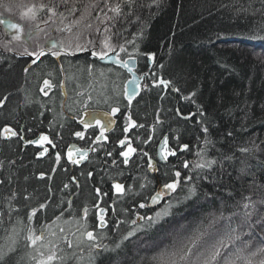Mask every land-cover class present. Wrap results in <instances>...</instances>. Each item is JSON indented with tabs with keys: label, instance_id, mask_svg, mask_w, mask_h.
Masks as SVG:
<instances>
[{
	"label": "trees",
	"instance_id": "16d2710c",
	"mask_svg": "<svg viewBox=\"0 0 264 264\" xmlns=\"http://www.w3.org/2000/svg\"><path fill=\"white\" fill-rule=\"evenodd\" d=\"M117 4L123 11L113 19L112 41L127 49L124 55L140 58L139 69L143 72L147 70L146 54L152 55L153 70L160 69L158 75L170 82L167 88L149 83L148 90L142 92L129 113L121 111L127 106L122 88L127 74L122 70L104 67L86 56L63 55L58 60L46 55L27 68L30 62L27 57L0 51V99L7 97L0 110V125L10 126L17 132L21 128L28 132L36 129L37 133L71 140L72 123L60 116L61 109L65 107L76 116L83 114L86 107L109 110L104 101L94 103L95 91L99 87L104 89V75L108 77L109 73L114 77L109 78V84L114 83L116 88V94L112 93L114 97L109 101L115 103L111 109H120L116 129L105 142L93 145V154L82 166L64 158L53 166L48 160H39L28 148L21 150L18 138L4 139L8 144L0 150V156L8 160L0 170V180H3L0 184V256L3 257L0 264L30 261L31 251L26 253L19 243L14 246L12 239L16 238L12 236L19 229L16 225L25 227L18 230L22 235L31 223L35 230L50 224L48 233L55 239L69 235L66 242H71L72 247L64 242L57 244L58 252L52 264H157L155 258L161 252H170L182 240L201 233L202 243L210 246L224 238L229 245L228 254L243 249L240 255L258 264L264 253L256 257H250L249 253L264 248V224L257 222L264 219V204L256 203L247 224L243 223L242 205L248 196L256 202L264 199V41L251 38L252 32L264 21L259 12L261 0H135L131 7L124 0H110L111 6ZM105 11L104 0H99V7L94 10L95 14L101 12L99 20L104 18ZM95 16H90L77 29L76 33H85L81 36L83 41L84 36L99 41L96 35L99 20ZM87 23L92 27L86 28ZM89 66L91 74L87 70ZM44 80L53 87L42 92ZM89 85L93 88H88ZM174 88L179 91H173ZM89 96L93 99L88 102ZM34 101L41 105L34 107ZM50 107L56 113H48L47 117ZM184 115H190V119H184ZM57 116L61 118L57 120ZM129 116L137 125L130 130L131 135L124 131ZM55 125L59 126L60 133H55ZM204 128L208 129L207 133ZM127 136L137 149L131 162L141 160L138 171L130 169L131 162L127 165L122 162L120 153L124 149L120 141ZM165 136L176 155L169 156L168 163L162 165L158 163L156 148ZM85 137L89 145L97 133L88 131ZM184 145L188 148L181 151ZM240 148L249 151L241 153ZM143 152L151 155L157 168H148ZM185 161L189 168L183 167ZM206 161L216 163L193 169L195 162ZM175 171L181 172L182 183L176 193L165 199L172 203L169 214L156 218L158 210L151 207L148 196L175 179ZM186 176H192L193 180L185 184ZM116 182L125 185L124 195L114 192L112 185ZM192 186L196 194L185 199ZM96 189L100 190L99 196ZM14 192L18 199L11 198ZM42 203L46 207L40 209ZM140 203L148 206L140 208ZM97 205L108 211L105 229L96 227ZM85 208L87 230H94L97 240H85L83 248L75 250L79 245L76 238L80 235L84 238L85 221L81 211ZM33 209L37 215L31 222L27 216ZM9 213L21 218L15 220ZM137 216L153 217L155 222L144 219L131 225L130 221ZM117 220L125 221L118 230L113 227ZM133 229L135 235L124 239ZM228 234L233 237L231 241L227 240ZM89 243L99 247H90Z\"/></svg>",
	"mask_w": 264,
	"mask_h": 264
},
{
	"label": "snow or ice",
	"instance_id": "6c2138e0",
	"mask_svg": "<svg viewBox=\"0 0 264 264\" xmlns=\"http://www.w3.org/2000/svg\"><path fill=\"white\" fill-rule=\"evenodd\" d=\"M3 0H0V4H2ZM124 2L131 7L135 0H124ZM62 3L65 5V11L69 13V15H72L75 17V19L71 22L70 25L66 26L65 29H60L61 31H67L69 33V36L71 37L68 41V43L60 44L59 46L56 43L50 44L49 48L45 50L42 47H38L37 51H29L28 47H25L21 55H27L29 57H32V63H37L41 60L42 57L46 55H51L56 57L57 59L63 55V56H74L77 54V52H89V54L101 61H104L106 58L110 60L111 63H114L118 65L119 67L126 68L130 73H132V79L128 80L123 87L124 96L128 100L129 105H131L132 100L134 97L138 96L141 91V85L139 83L140 77H137L133 69L129 67V61L128 60H122L119 58L120 52H127V49L123 45L114 46L109 42V38L105 37L103 41H101V46L97 48L96 42L92 39H89L88 36H84V43L80 42L81 36H83V33H72V28L75 25H79L80 23L86 21L91 16V11L95 10L99 7V0H89L87 4H84L82 8H78L77 5L81 3V0H62ZM69 5H71L69 7ZM261 9L259 12L262 16H264V0H261ZM104 7L107 8L108 12L113 13V16H108L107 13H105V20L101 21V23L105 24V27L103 28L104 33L110 32V27L107 24L108 20H113L118 18L120 15H122V8L119 4L115 6L110 5V0H104ZM47 9V11L55 16L57 15V11L55 7H48L47 5L40 3L39 4V11H44ZM6 11H10V9H6ZM100 11H104L103 8L100 9ZM244 11H247V9H244ZM257 10H253V13L255 14ZM79 12V16H76V13ZM29 13L31 15L29 16ZM62 17H64V13H59ZM25 17H28L32 20H35L37 17V6L32 5L27 9L26 12L22 13L20 16V19L23 20ZM67 19V17H64ZM96 20L100 19L99 14L95 16ZM0 25L4 26L6 29L5 35H10L11 41H21L23 38L26 37V42L31 41L34 36L33 32H27L25 33L22 25L20 23L13 22L11 19L8 18H0ZM38 27V25H37ZM86 28H91V23L85 24ZM96 32L99 34L101 32L100 28L96 29ZM253 39L264 41V21L261 22V24L252 32ZM134 43V42H133ZM55 49V51H53ZM118 49V50H117ZM116 53L115 57H111L110 53ZM131 55V54H129ZM149 60H152L153 57L149 55ZM162 67V66H161ZM88 72L91 74L92 68L91 66L88 67ZM27 71V69H25ZM63 71V69H61ZM169 81H165L161 79L159 81L160 85H163L165 88H167ZM158 86V85H157ZM53 85L48 81L44 80V87L41 88V91L44 92L45 88H52ZM173 91H179V89H173ZM45 95L47 93L45 92ZM194 95V93H193ZM91 97H89L90 99ZM185 99H189V97H185ZM7 100V97H4L3 99H0V107L4 106L5 101ZM119 112V108L113 107L111 109L110 113H105V117L108 116H115ZM203 115V113H200ZM179 115V113H178ZM185 119H190V117H184ZM128 125L124 128V131H129V128L136 127L135 121H132L131 116L128 118ZM95 122L97 126L101 129V136L104 135V131L108 126L113 123L112 120H107L106 124H101L100 119L97 118L95 114H91L89 120H81L80 123L87 127L92 126V122ZM139 127H143V125H139ZM203 131L207 133L208 129L204 128ZM0 135H2L3 139H11L12 137H16L18 133L14 131L10 126H4L2 131H0ZM75 135L81 139H83V133L76 132ZM23 139V137H20ZM40 141H45L48 143H52V141L49 140L47 136L42 135L40 137ZM28 143H33L32 141H29ZM38 143V142H37ZM121 147H124L127 145V150L122 151L120 153L121 156H123V164L127 165L129 163V160L131 159V156L133 153L137 151V149L133 148L131 146V143L127 140H121L120 141ZM167 145V138L164 140L163 146H161L159 155L161 159L167 160L168 156H175L176 152L171 149L166 148ZM53 147L55 145L53 144ZM188 148V145H184L180 150L184 151ZM77 152H80V160H83L86 158V151H81L79 149H76ZM239 151L241 153H247L249 151L248 148H240ZM45 152H47V149H44V152L40 153V155H43ZM111 155V153H109ZM144 156H148L147 152L143 153ZM68 159L71 163L77 164L80 161L73 159V149L69 148L68 151ZM60 160V155L57 154L56 161L57 163ZM213 163H216V161H206L204 163L195 162L192 167L193 169H203L205 167H210ZM153 163L151 157L148 159V168L151 170L153 169ZM184 168H189V163L185 161L183 163ZM242 172H244V169H241ZM91 175V173H89ZM175 179L171 180L170 182H165L162 187L159 190H156L154 194H150L148 196V200L151 202V204H159L162 200H165L167 197L171 196L173 193H176L177 188L180 187L182 181H181V172L175 171L174 172ZM41 178H43V174H41ZM51 178V177H49ZM193 180L192 176H186L184 178V183L186 184L188 181ZM3 183V180H0V184ZM141 187H144V185H141ZM65 188H67V185H65ZM112 188L115 189L116 193L120 194L121 196L125 194L126 188L125 185L119 182H116L112 185ZM51 191V189H49ZM127 191H130V189H127ZM183 191V189H181ZM97 196L100 195V190L96 189ZM196 194V188L195 186L189 187L187 194L185 195V199L190 198L191 196H194ZM17 194L14 192L12 193L11 198H15ZM25 200L29 199V197L26 195L24 197ZM245 203H243L242 207L245 210L244 211V218L243 223L247 224L249 223V219L253 215V212L256 210V203L264 204V199L256 202L252 201L251 196L245 197ZM71 203V202H69ZM148 206L146 203H140L139 207L144 208ZM40 209H43L46 207L45 204L39 205ZM99 211L97 213L98 218V224H96L97 228L105 229L108 227V222L105 219L106 217V209L100 208L99 205H97ZM172 207L171 201H169L165 208L161 211L156 212L155 217L161 218L164 215H168L170 208ZM251 209V211H249ZM13 211H18V209L12 208ZM87 213L88 210L85 208L84 210V216L82 219L85 221L83 235L86 237L88 241L95 242L97 240V234L94 230H87ZM10 214V213H9ZM113 214H115V210L113 209ZM2 215V214H0ZM37 215V210L33 209L30 214L27 216L28 221H32L33 217ZM59 219V217H57ZM152 220L155 222L153 217H145V216H137V219H133L130 221L131 225H136L137 220ZM258 223L264 224V219L258 220ZM125 223L123 220H117L116 223L113 225L115 229H119L120 225ZM15 231V229H13ZM63 231V229H61ZM233 232L236 231V229H232ZM135 235V229L132 231H129L127 235L124 237V239H128L130 236ZM202 237L203 234H193L192 236L188 237L186 240H182L172 251L165 250L164 252H161L158 257L155 259L157 260V264H239L241 260H243V264H252V260L248 257L241 256L240 253L243 251V249H237L236 252H233L231 254H228L227 249L229 247L228 243L225 242L224 238L219 239L216 243L212 245H208L206 242L202 243ZM25 239L29 242V245L32 247H35L37 245V242H42L44 240V236L41 233L40 235H37L35 230L28 229V235L25 237ZM233 237L231 234L227 235V240L231 241ZM236 239H239V236L236 237ZM68 247L71 248L72 244L71 242H67ZM92 247H99L98 244L93 243L91 245ZM264 253V248L257 249L255 251H252L249 253L250 257H256L261 256V254ZM42 255V254H41ZM3 257L0 256V259ZM55 258V253L53 252L51 255L47 257V261L40 260L38 261V264H48V262L52 261ZM258 264H264V257H262Z\"/></svg>",
	"mask_w": 264,
	"mask_h": 264
},
{
	"label": "rangeland",
	"instance_id": "374dc122",
	"mask_svg": "<svg viewBox=\"0 0 264 264\" xmlns=\"http://www.w3.org/2000/svg\"><path fill=\"white\" fill-rule=\"evenodd\" d=\"M81 2L82 3L77 5L78 8H82L84 4L89 2V0H84V1H81ZM40 3H43V4L47 5L48 7H55L56 11H57V15H55V16L51 15L47 11V9H45L44 11H39L38 8H39V4ZM32 5H36L37 6V17H36V19L32 20V19H30L28 17H25L23 20H21L20 19L21 14L26 12L27 9L29 7H31ZM70 6L71 5H69V7ZM6 9H10V11H6ZM59 13H64V17H67V19H65L64 17L59 15ZM105 13H107L108 16H113L114 15L113 13L108 12L107 8H106V11L104 12V18L102 20L98 21V24H99L98 28L101 29V32L99 34L98 33L96 34V35H99V37H100L99 41L98 40H96V41L94 40L96 42L97 48H99L101 46V41H103L105 39V37L109 38V42L112 45L118 46V45H116L114 43V41H112L113 37H112V33L111 32H108V33H104L103 32V28L105 27V24L101 23V21L105 20ZM98 14L100 16L101 12L98 13ZM30 15H31V13H29V16ZM95 15H97V14H95L94 10H92L91 11V16H95ZM76 16H79V12L76 13ZM0 18H8V19H11L13 22L20 23L22 25L25 33L33 32L34 38L31 41H27L26 42V37L23 38L21 41H11L10 40V35H5V32H6L5 27L0 25V51H3L4 53L15 55V56L27 57V58H28L27 55H21V53L23 52L25 47H28L29 51H37L38 47H42L45 50H47L49 48L50 44H52V43H56L58 46L60 44H62V43L66 45L71 37L69 36V33L67 31H61L60 29H65L66 26L70 25L71 22L75 19L74 16L69 15V13L67 11H65V5L62 3V0H3L2 4H0ZM112 23H113V20H108L107 21V24L110 27V29L112 28L111 27ZM82 24H83V22L80 23L79 25L73 26V28H72L73 35L77 34L76 33L77 29L79 27H81ZM37 25H38V27H37ZM96 35L94 34L93 36L95 37ZM80 42L84 43L85 40L83 41L82 37H81ZM53 51H55V49H53ZM120 53H123V52H120ZM72 57L78 58V56H72ZM80 57H83V56H80ZM129 58H130V56H129ZM136 58L138 59V63L140 64L141 63L140 58H138L137 56H136ZM28 59L30 61H32V58H28ZM92 59H90V60L91 61H95V62L103 65L97 59H95V58H92ZM106 66H111V65L104 64V67H106ZM148 69L150 70V68H147V72H143V70H140L139 68L136 69V73L138 74V76L140 78H143L142 84H141V88H148V85L150 83L149 82V75H148L149 70ZM109 75L110 76H108V77H106V74L104 75V89L102 87H99V88L96 89V91H95L96 97H95L94 103L95 102L96 103H103V101H104V106L105 105H109L110 109L108 110L106 108L103 109V108H98V107H94V108H87L86 107L85 111L86 110H100V111H104V112H107V113L111 112V107L113 105H115V103L111 104L109 101H111L113 99V97H114L113 94L114 95L116 94V88H115V84L114 83H110L109 84V78L112 76V73L111 74L109 73ZM111 79H114V77L112 76ZM115 79H118V78L115 77ZM116 83H117V81H116ZM43 87H44V85L41 88H43ZM87 87L90 88V89L93 88V86L91 88V85H89ZM123 87H124V84H123L122 88ZM123 96H124V91H123ZM89 97H91V98L89 99ZM89 97L87 99L88 102L93 99L92 96H89ZM3 98H1V99H3ZM125 102H126V100H125ZM5 103H6V101H5ZM5 103H4V105H5ZM3 107H0V110ZM118 116H117V119H118ZM111 117H112L113 121L117 122L116 118H114L113 116H111ZM9 120L12 121V118H10ZM92 123H94V122H92ZM128 123H129V121H128ZM128 123H127V125H128ZM118 124H119V120H118L116 126ZM132 128L133 127L129 128V130H131ZM85 131L86 130H83L81 133L84 134ZM125 140L129 141L128 138H125ZM42 142L43 141H39L40 144H38V146H40V147L44 146V144ZM120 147H121V145H120ZM121 148H123L124 151H126L127 150V145H125L124 147H121ZM50 151H51V148L49 147L47 149V152H46L47 155H48V153H50ZM89 154H88V156L92 155V153H89ZM133 154H132V156H133ZM77 158H80V157H77ZM87 162H88V160L86 162H84L83 164L85 165ZM83 164H77V166H82ZM113 190L116 193L115 189H113ZM100 208H103V207H100ZM98 211H99V209L97 208V212H96V222H97V224H98V218H97ZM81 212H82V215L84 216V210L81 211ZM31 222H33V221H31ZM49 226H50V224L47 225V226L44 225V227H42V229L40 228L38 230H35L34 226L31 223L29 229L35 230L37 235H40L42 233L43 236H44V240L42 242L38 241L37 245L35 247L30 246L29 242L25 239V237L28 235V229H27V231L24 230V233L22 234L23 235L22 236L20 234V232L18 231L21 227L17 226V225L15 226V227H17L19 229L16 232H13V236L12 237L16 238L17 240L16 239L15 240L12 239V244L14 246H16V243H19L22 246H24V250L26 251V253L31 251V254H32L29 257L30 261L29 260H25L26 264H30V263L31 264H33V263L34 264H38V261H40L42 259L47 261V257L49 255H51L53 252L55 254L58 252L57 244H59L61 242L67 243L66 241H69V238H68L69 235H67V234L66 235L64 234V236H59L58 239H55L54 237H52L53 235L48 233V229H49L48 227ZM22 228H25V227H22ZM18 234L21 235V238H19L20 235H18ZM56 234H59V232H57ZM85 240H87L86 237L84 236V238H83V237H81V235H80V238L79 237L76 238V243H78L80 245L79 248H83L82 246H84V243H86ZM89 244L88 245L91 247V243H89ZM74 253H75V250H74ZM73 255L74 254L72 253V256ZM54 259L52 261L48 262V264H52L54 262Z\"/></svg>",
	"mask_w": 264,
	"mask_h": 264
},
{
	"label": "bare ground",
	"instance_id": "6f19581e",
	"mask_svg": "<svg viewBox=\"0 0 264 264\" xmlns=\"http://www.w3.org/2000/svg\"><path fill=\"white\" fill-rule=\"evenodd\" d=\"M78 53H80V52H77V54ZM85 53H89V52H81V54L82 55H84ZM50 55V54H49ZM129 56L130 55H124L123 54V57H124V59H122L121 57H120V59H122V60H126L127 58H129ZM152 56V55H151ZM54 57V56H53ZM149 54H146V56H145V61H146V64H147V68H150V70H149V73H148V75H149V82H150V85L151 86H156V85H158V83H159V81L161 80V79H163L160 75H158L160 72H159V70L160 69H158V70H153V66H154V58L152 59V60H149ZM153 57V56H152ZM54 58H56V57H54ZM60 58V57H59ZM130 58H136V56H130ZM33 59V58H32ZM56 60H58L57 58H56ZM34 64H36V63H32V61H30L29 63H28V68H31ZM111 67H113V68H116V69H118V70H122L123 71V69L122 68H120V67H117V66H114V65H111ZM152 71V72H151ZM124 72V71H123ZM116 73L117 74H119V72H117L116 71ZM145 90H148V88H142L141 89V94H142V92L143 91H145ZM19 93H21V94H24L23 92H19ZM140 97V96H139ZM138 97V98H139ZM137 98V99H138ZM136 99V100H137ZM135 100V101H136ZM135 101H134V103H135ZM22 103H23V101H21ZM133 103V104H134ZM132 104V105H133ZM41 104H39V102L38 101H34V103H33V106L34 107H36V108H38L39 106H40ZM43 107H45V106H43ZM131 108H132V106L130 107L129 105H128V103H127V106H126V108H124V109H122L121 111L122 112H126V113H129L130 112V110H131ZM49 112H47L46 114V116L48 117V113H56V109L55 108H53V107H50V108H48L47 109ZM120 110V109H119ZM178 113L179 114H181L180 113V111H178ZM119 114H117V116H118ZM60 116L61 117H63V119H69L70 120V122L72 123V128H73V130H74V134H73V138L70 140V139H68V140H65L64 141V139L63 138H61V137H59V136H51L49 133H45V132H36V129L33 127V129H35V130H30L29 132H28V130L26 131L25 129H23V128H21V130L19 131V132H17L16 130H14V131H16L17 133H18V135L16 136V137H12L11 138V140L13 139V138H18V143H19V145H20V147H21V150H23V151H25L26 150V148H28V150L29 151H33V153H34V155H36V157L39 159V160H41V159H43V160H48L49 161V163L50 164H52L53 163V166H57L62 160H63V158L65 159V161H68L69 163H71L70 161H69V159H68V151H69V148H76L77 149V147H80L79 145H80V138L79 137H77L76 135H75V133L76 132H79V130H80V126H83V124H81L80 123V121L81 120H85V111L83 112V114H81L80 116H76V115H73L72 114V112H70V111H67L66 110V108L64 107V108H62L61 109V111H60ZM60 116H57V120H59L61 117ZM184 117H190V115H184L183 116V118ZM59 118V119H58ZM38 119L41 121V120H43V118L42 117H38ZM185 119V118H184ZM74 120H76V122L74 121ZM4 125L5 124H1L0 125V127L1 128H3L4 127ZM82 128V127H81ZM143 128H145V126H143V127H141V129H143ZM54 129L56 130V132L55 133H60V128H59V126L58 125H55V127H54ZM2 131V130H1ZM82 131H83V129H82ZM81 131V132H82ZM91 131V130H90ZM129 132V134L131 135L132 134V131H128ZM93 134H96V131H93L92 132ZM111 134V132L110 133H108V136ZM42 135H44V136H47L48 138H49V140L50 141H52V143H46V145H44V146H38V144H39V141H40V137L42 136ZM20 137H23V139H21ZM167 136H165V137H163L161 140H159L158 142V145H157V148H156V153H157V159H158V152H159V146H160V144H162V141L166 138ZM125 138H128V136L127 137H124V139L123 140H125ZM6 140H10V139H6ZM29 141H32L33 143H28ZM38 142V143H37ZM61 142H67V143H65V144H63V145H61ZM7 144H8V142H6L3 138H2V136L0 135V150H3L2 148L4 147H6L7 146ZM53 144L55 145V147H53ZM46 146H48V147H50L51 148V151H50V153H48V155H47V153L45 152L43 155H40V153H42V152H44V149L46 148ZM131 146H133L132 144H131ZM166 148L167 149H170L171 148V144L169 143V140L167 139V145H166ZM46 149H48V148H46ZM75 152L73 151V154H74ZM144 153V152H143ZM57 154H59L60 155V160H59V162L57 163V161H56V156H57ZM142 154V153H141ZM23 157V156H22ZM149 157H151V155L149 154V156H146V159H147V161H148V159H149ZM7 160L8 159H4V158H2L1 156H0V170H2V168H4V166L6 167V165H5V162H7ZM132 161V158L129 160V163ZM140 163H141V160L140 159H137V161H133V162H131V164L129 165L130 166V169H135L136 171H138V169H139V167H140ZM152 163H153V169L152 170H154L155 169V167L157 166L156 164H155V162L154 161H152ZM158 163L159 164H162V165H165V164H167L168 163V158H167V161H165V162H162V161H160V160H158ZM13 164H15L16 165V163L14 162ZM69 166H73L72 164H69ZM157 168V167H156ZM15 199H18V196H15ZM150 203V205H152L151 204V202H149ZM166 204H167V201L166 200H162L159 204H155V205H152L151 207L152 208H154V209H156V210H158V211H161L162 209H164L165 208V206H166ZM12 206H13V204H12ZM153 209V210H154ZM170 210H171V208H170ZM108 211H107V209H106V213H107ZM10 217H12L13 219H15V220H18V219H20L21 217L20 216H18V215H16V214H14V213H10ZM79 246L80 245H77V246H75V250H77V249H81V248H79Z\"/></svg>",
	"mask_w": 264,
	"mask_h": 264
},
{
	"label": "water",
	"instance_id": "95a60500",
	"mask_svg": "<svg viewBox=\"0 0 264 264\" xmlns=\"http://www.w3.org/2000/svg\"><path fill=\"white\" fill-rule=\"evenodd\" d=\"M81 55H82L81 53H78V54H76L75 56H81ZM119 55H120V53H119ZM110 56H111V57H115V56H116V53H115V52L110 53ZM91 57H92V56H91ZM28 58H32V57H29V56H28ZM92 58H94V57H92ZM95 59H96V58H95ZM97 60H98L100 63H102L103 65L106 64V65H114V66L119 67L118 65H116V64H114V63H111L110 60L107 59V58H106L104 61H101V60H99V59H97ZM126 60L129 61V67H131V68L133 69L134 74H135L137 77H139L138 74L136 73V69L138 68V59H137V58H127ZM120 68H122V67H120ZM122 69H123V71H125V72L129 75L128 80L132 79V73H130V72L128 71V69H126V68H122ZM128 80H127V81H128ZM142 80H143V78H141V79L139 80L140 85L142 84ZM127 81H126V82H127ZM141 89H142V88H141ZM140 94H141V91H140V93H139L138 96H136V97L133 98L131 105H129L128 100L125 98V96H124V99L126 100V102L128 103V105L131 107L132 104L134 103V101L140 96ZM105 113H107V112L100 111V110H88V111L85 112V121L89 120L91 114H95V115L97 116V118L100 119V121L103 122V124L106 123L107 120H112V117H111V116H108V117L106 118L105 115H104ZM112 121H113V120H112ZM93 122H94V121H93ZM113 123H114V121H113ZM113 123H111V124H113ZM166 138L168 139V136H167ZM164 140H165V139H164ZM164 140L162 141V144H160V146H159V151H160L161 146H163V144H164ZM73 151L75 152V153L73 154V159H75V158H77V157H80V152H77V151H76V148H73ZM90 152H91V150H86V158L83 159V160H79L80 162H79L78 164H83L84 162H86V161H87L88 154H89ZM158 160H160V161H162V162L167 161V160L161 159V157H160V155H159V152H158ZM152 205H153V204H152ZM152 205H151V206H152Z\"/></svg>",
	"mask_w": 264,
	"mask_h": 264
},
{
	"label": "flooded vegetation",
	"instance_id": "af4514ba",
	"mask_svg": "<svg viewBox=\"0 0 264 264\" xmlns=\"http://www.w3.org/2000/svg\"><path fill=\"white\" fill-rule=\"evenodd\" d=\"M81 56H83V57H89V59H92L91 58V55L89 54V53H85L84 55H81ZM78 57H80V56H78ZM122 58V59H124V57H123V53H120V55H119V58ZM93 60V59H92ZM138 65H140L139 63H138ZM27 68H28V65H27ZM145 72H147V70L145 71ZM128 75H127V79H128ZM126 79V80H127ZM124 97V96H123ZM118 114V113H117ZM114 118H116L117 119V115H115V116H113ZM117 122H118V119H117ZM117 122L116 121H114V123L113 124H111L110 126H108L107 128H106V130L104 131V135L103 136H101V129H100V127L99 126H97L96 124H95V122L94 123H92V126L91 127H87V128H85L84 126H81L82 127V129L83 130H86L85 131V133L83 134V139H81L80 138V147H77V149H79V150H81V151H86V150H91V152L90 153H92L93 154V152H94V148H93V145L94 144H96V143H102V142H105L107 139H108V133H112L115 129H116V124H117ZM107 123V122H106ZM106 123H104V124H106ZM101 124H103V122L101 121ZM12 128V127H11ZM13 129V128H12ZM96 131V133H97V137L94 139V140H92V143L91 144H87V143H85V139H86V133L88 132V131ZM44 145H46V143L47 142H45V141H43L42 142ZM40 144V143H39ZM46 148H49L48 146H46ZM45 148V149H46ZM90 155V154H89ZM91 156H88L87 157V160H89V158H90ZM76 160H80V158H75ZM78 164V163H77ZM77 164H75V165H77ZM84 165V164H83Z\"/></svg>",
	"mask_w": 264,
	"mask_h": 264
}]
</instances>
